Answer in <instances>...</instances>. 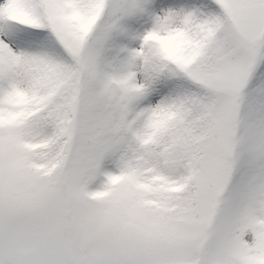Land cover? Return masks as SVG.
Returning <instances> with one entry per match:
<instances>
[{"label": "snow or ice", "instance_id": "snow-or-ice-1", "mask_svg": "<svg viewBox=\"0 0 264 264\" xmlns=\"http://www.w3.org/2000/svg\"><path fill=\"white\" fill-rule=\"evenodd\" d=\"M0 264H264V0H0Z\"/></svg>", "mask_w": 264, "mask_h": 264}]
</instances>
